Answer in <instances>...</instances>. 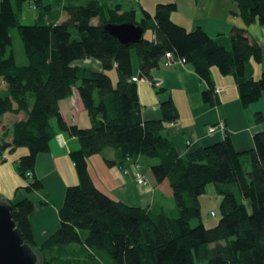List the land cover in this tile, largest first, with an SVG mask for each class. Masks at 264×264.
I'll use <instances>...</instances> for the list:
<instances>
[{
	"label": "trees",
	"instance_id": "1",
	"mask_svg": "<svg viewBox=\"0 0 264 264\" xmlns=\"http://www.w3.org/2000/svg\"><path fill=\"white\" fill-rule=\"evenodd\" d=\"M27 1L0 0V127L6 114L24 116L3 130L0 163L6 152L27 150L13 163L22 180L17 189L28 197L7 204L36 264H264V132L253 136L254 147L246 151H235L225 131L221 142L179 155L166 131L179 118L171 97L160 104V118L142 120L137 84L131 81L132 49L140 75L149 80L169 53L206 83L201 96L210 105L220 103L212 70L231 76L245 109L264 97V70L253 77V63L262 60L260 44L238 27L214 38L200 27L187 31L171 20L177 10L173 2L157 3L153 14L141 9L137 19L121 0H33L36 22L21 25ZM233 1L245 25H264V0ZM61 13L66 19L60 20ZM122 23L140 26L152 37L122 46L102 29ZM14 32L23 65L15 61ZM86 58L99 60L104 70L114 66L116 84L105 71L72 64ZM75 90L90 119L87 128L66 123L60 114L59 102ZM253 119L260 124L264 114ZM57 133L78 141L79 148L69 153L78 183L65 190L59 227L37 245L29 221L37 202L31 195L43 188L33 171ZM108 150L113 158L104 155ZM95 155L121 173L125 163L141 170L148 166L155 183L168 182L175 213L128 206L97 188L87 169ZM209 184L221 196L220 219L212 228L201 221L199 203ZM70 248L83 253L71 258Z\"/></svg>",
	"mask_w": 264,
	"mask_h": 264
},
{
	"label": "crops",
	"instance_id": "2",
	"mask_svg": "<svg viewBox=\"0 0 264 264\" xmlns=\"http://www.w3.org/2000/svg\"><path fill=\"white\" fill-rule=\"evenodd\" d=\"M171 2L177 7V10L171 14V20L187 31L200 27L208 36L214 38L222 34L227 35L233 27H238L245 29L260 44L259 37L254 33L257 23L245 25L236 14L237 7L233 0H173ZM139 8L140 11L143 9L150 14L154 12L152 4L149 7L140 5ZM60 20L64 18L61 17ZM150 37L152 35L148 36ZM132 69V78L142 77L139 73L138 60L132 62ZM152 80L160 81L161 87L155 88L148 83L136 82L138 101L142 106L141 118L142 120L160 118V104L169 95L179 118L177 122L169 124L166 131L179 155L221 142L225 131L228 132L235 151H246L254 147L253 136L264 132V121L258 124L253 119L255 113L264 114V97L244 109L240 104L233 78L222 76L216 69L212 70V80L214 87L222 90V93L216 94L220 103L215 106L202 99L201 94L206 89V83L189 64L179 63L165 67L161 62L160 66L152 71ZM3 87L1 83L0 88ZM59 109L66 123L82 128L90 126V119L88 115L84 116L85 109L76 90L69 98L59 102ZM23 117L22 114H6L0 127V139L4 129H10L14 122ZM209 127L216 129L209 133ZM6 141H11V137ZM78 148L77 139L64 133H57L49 143V151L39 154L36 158L33 173L43 189L31 195L37 203L29 216V221L37 245H41L59 227L58 211L63 204L65 190L68 186L78 183L77 173L69 157L70 151ZM104 155L109 158L114 157V153L109 150ZM5 158L7 160L8 157L5 155ZM129 166V163H125L123 167L128 169ZM0 169V180H6L8 175L12 177L14 171L12 166ZM87 169L97 188L123 204L139 208L162 207L169 214L175 213L168 182L155 183L148 166L142 165L146 186L138 185L132 175H123L118 166H107L103 161V155L90 157ZM17 187L9 190L2 201L15 203L28 197L26 191ZM44 199L48 204L41 203L42 200L45 201ZM68 251L71 258H77V255L83 253L82 250L78 251L74 248Z\"/></svg>",
	"mask_w": 264,
	"mask_h": 264
},
{
	"label": "rangeland",
	"instance_id": "3",
	"mask_svg": "<svg viewBox=\"0 0 264 264\" xmlns=\"http://www.w3.org/2000/svg\"><path fill=\"white\" fill-rule=\"evenodd\" d=\"M32 1L28 0L22 8V12L20 15V23L21 25H33L36 21V18L38 17V11H36L32 7ZM173 0H121L120 4L123 6L124 10L133 9L136 11L137 19H140L141 13H140V5H145L146 7L151 6L154 9L155 4L157 3H172ZM62 18L66 19V16L61 13L60 15ZM48 22V21H46ZM93 23H96L94 21ZM254 33L259 37L260 45L262 48V60L260 63H253L254 66V74L253 77L257 79L260 76V73L264 70V25H255ZM150 35L149 32H146L144 34L145 38ZM15 61L18 65H23L26 63V59L24 56L22 45L19 41L18 35L16 32L13 33V46H12ZM131 60L137 61L136 54L134 49L131 50ZM73 65L84 67L86 69H89L93 72H102L105 71L106 75L111 79L112 84L115 85L117 81V74L115 67H108L107 69H103L101 62L94 58H86V59H77L72 62ZM87 115V112L84 111V116ZM9 118V117H8ZM6 123V121H5ZM21 153L26 154L27 150L24 148H19L15 153L6 152V156L8 157L5 162L0 163V168H6V167H13L14 171H12V177L8 175L6 177V180H0V202H2L3 196L5 197L6 193L10 190H13L14 187L16 188L17 185H21L22 180L19 178L18 173L16 171V167L13 163V160L16 159L17 156L22 155ZM1 170V169H0ZM129 175H132L131 173H128ZM133 176V175H132ZM134 178V176H133ZM17 180L19 182H17ZM135 182L136 179L134 178ZM137 183V182H136ZM138 184V183H137ZM140 185V184H138ZM147 185V184H146ZM145 185V186H146ZM143 186V185H141ZM221 201V196L218 195L215 191V188L213 184H209L206 188V193L203 194L200 198L201 206H200V216L201 221L205 225L206 228H212L214 227L219 219H220V211H219V204ZM174 204V203H173ZM213 212L214 216H210V213ZM196 223L193 221L191 223V226H195Z\"/></svg>",
	"mask_w": 264,
	"mask_h": 264
},
{
	"label": "water",
	"instance_id": "4",
	"mask_svg": "<svg viewBox=\"0 0 264 264\" xmlns=\"http://www.w3.org/2000/svg\"><path fill=\"white\" fill-rule=\"evenodd\" d=\"M103 31L122 46L143 38L144 30L133 23L106 24ZM0 264H36V257L22 238L11 216V205L0 202Z\"/></svg>",
	"mask_w": 264,
	"mask_h": 264
},
{
	"label": "built area",
	"instance_id": "5",
	"mask_svg": "<svg viewBox=\"0 0 264 264\" xmlns=\"http://www.w3.org/2000/svg\"><path fill=\"white\" fill-rule=\"evenodd\" d=\"M162 63L165 67H170V66L177 65L179 63H183V61H181L180 59L174 58L169 53H166L165 56H163V58H162ZM131 81L135 82V83L136 82L148 83L149 85H151L155 88L161 87L160 81H152V80H149L145 77L131 78ZM215 92H216V94H220V93H222V90L216 89ZM215 129H216L215 127H209L208 132L212 133L213 131H215ZM128 173H131L134 176V178L136 179V182L138 184L143 185V186H145L147 184V181L145 179V176H144L139 164L131 162L128 169L122 170L123 175H129ZM210 216H214V213L211 212Z\"/></svg>",
	"mask_w": 264,
	"mask_h": 264
}]
</instances>
